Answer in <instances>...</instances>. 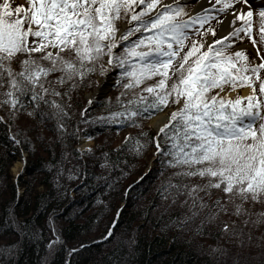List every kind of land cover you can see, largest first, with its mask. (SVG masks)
I'll return each mask as SVG.
<instances>
[{
    "label": "snow or ice",
    "instance_id": "6c2138e0",
    "mask_svg": "<svg viewBox=\"0 0 264 264\" xmlns=\"http://www.w3.org/2000/svg\"><path fill=\"white\" fill-rule=\"evenodd\" d=\"M201 2L197 0L192 7L199 10L189 14L186 0H27L15 6L2 0L0 87H7L0 92V104L10 105L9 113L14 115L17 106L25 107L24 97L31 92L35 105L31 113L39 111L43 102L58 109L52 116L67 115L57 101L45 99L46 93H61L45 87L44 80L59 72L53 80L61 84L71 80L69 87H74V78L95 71L105 56L107 64L100 63L101 73L118 68L116 82L126 90L158 75L155 83L141 89L150 95L134 93L132 99L123 101V108L108 115L137 123L138 115L176 104L156 137L150 138L156 141L153 155L159 156L162 167L179 168L170 175L198 176L202 182L162 181L158 194L170 195L172 203L184 196L179 203L190 214L172 218L179 221L178 228L201 216L197 232L202 233L206 223H219L223 233L242 235L236 231V221L218 218L227 212L249 213L245 201L264 198V55L257 49L259 62H253L256 57L250 61L243 49L231 51L237 39H244L241 32L251 34L250 0H207L206 7ZM259 18L260 42L264 43V6L259 8ZM122 20L127 23L118 24ZM118 46L119 51H114ZM18 57L22 58L16 71L12 63ZM238 83L249 85L252 92L231 99L213 91ZM143 144L137 140L136 150ZM213 189L221 193L215 199ZM248 223L244 215L243 224ZM112 231L109 228L106 236ZM10 255H15L11 248L0 252V256Z\"/></svg>",
    "mask_w": 264,
    "mask_h": 264
},
{
    "label": "trees",
    "instance_id": "16d2710c",
    "mask_svg": "<svg viewBox=\"0 0 264 264\" xmlns=\"http://www.w3.org/2000/svg\"><path fill=\"white\" fill-rule=\"evenodd\" d=\"M10 2L13 6L22 4L13 0H10ZM186 10L190 12L188 4ZM123 22L127 21L122 20L118 24ZM213 23L215 22L213 21ZM254 45L256 49L261 50V55H264V43L256 39ZM237 48L231 47V51L235 52ZM114 51H119V46ZM244 51L251 61L254 56L247 49ZM64 54L67 55V52ZM34 55L39 54L36 53ZM21 58L18 57L16 64H12V66L16 65V71L20 69L19 59ZM253 62L256 61L254 60ZM41 63L46 65L48 61H41ZM100 63L102 61L95 65V71L87 73L85 77L81 78L76 76L74 78V87H69L72 84L71 80H67L61 85L57 81H54L53 77L58 76L60 74L59 72L50 73L44 80L45 87H55L61 93L60 96H56L51 92L48 94L50 97H54L53 100L61 105L67 115L52 116L51 114L57 112L58 109L51 103L45 104L43 102L39 104V111L31 113L29 110L33 109L35 105L30 100L31 92H29L24 97L26 107L21 108L17 106L19 109L16 111L22 113L20 116L23 118L33 119L32 124L30 126L27 125V129L22 131V125L19 122L23 123V121H18L17 118L15 120L16 113L10 115V105L6 103L0 104L2 117H4V121L2 123L0 122V240L7 238L5 234L8 232L9 234L14 233L15 235L16 233L19 235V232L22 235L32 233L34 236L32 231L37 224H41L43 231L46 230L43 233L48 234L51 230L49 221L52 218H58L64 223V226L61 224L62 228L60 227L61 231H63L64 239H62L65 240L64 243H69V240L73 242L70 243L73 246L87 243L89 240L84 238L81 232L89 229L91 226L93 228V220H96L101 211L110 204L113 196L119 189V186L117 187L119 183H117L118 179L125 171L127 175L130 174L128 171L130 169L126 166L135 160L141 161V164L146 165V161L151 153L150 151L156 145L155 139L150 138H154L156 135L152 134V131L144 124V121L166 106L159 110H150L143 115L136 116L135 120L137 123L126 121L121 117L111 118L108 114L110 112H117L123 108L125 106L123 101L132 99L134 93L150 95L149 93H142L141 89L146 88L147 84L155 83L159 79V76L151 77L141 85L127 90L124 89L123 83L115 85L109 94L96 103L95 107L93 106L91 109L86 110L85 114L82 115L79 112V107L84 104L83 93L89 90L94 84L92 82L90 83L89 77L95 74L98 75L101 72ZM118 72L119 69L117 68V74ZM262 75H264V70H262ZM6 79L7 76H5ZM126 82L127 79L125 78L124 83ZM246 85L239 84L238 86ZM6 87V84L0 87V92ZM66 89L67 93L64 94ZM215 90L213 89L214 92ZM255 92L259 96L258 81L255 83ZM118 96L120 97L119 103L117 102ZM235 98L236 96L231 99ZM0 99H2V96H0ZM47 100L52 99L47 98ZM241 103L246 105L247 100L243 99ZM170 106H176V104L173 103ZM41 113L44 114L42 115ZM60 123L64 125L63 128L58 126ZM5 126H8V131L5 129ZM77 131L93 137L95 142L94 146L90 148L91 151H85L84 157L82 158L77 156L80 154L73 145ZM141 132L145 134L142 136L139 135ZM115 134L121 135V137L119 143L111 147V142H113L111 137ZM126 137H128L127 140ZM137 140L144 142L140 151L136 150ZM12 141H16L21 149L27 153H31L28 159L25 158L24 166L27 169V175L22 179V182H26V196H17L16 181H10L12 177L9 174V169L14 158L10 151L16 150L15 144ZM161 143H163V140H161ZM157 162L158 166H162L160 159ZM155 168L156 166H154ZM165 168H169L166 170H171L170 173L166 176L162 174L161 177L159 176V178L150 182L147 189L135 187L133 189L135 195L144 194L146 201L150 205V203L155 202L154 200L158 201L157 199L161 198V195L157 192V187L162 181H188L189 184L202 182V178L198 176L184 177L170 175L171 173L179 171L177 167L165 166ZM138 172H140V169ZM78 180L85 182V185L80 188L78 187V191L74 194L72 191H75L74 187L77 186L76 183ZM87 191L93 192L97 204L91 206L87 204V201L83 200L85 197L82 196H85ZM137 191L140 193H137ZM214 191L219 195L221 194L219 189H213L212 196L214 195ZM122 192L120 189V199ZM91 196L92 194H89L86 198H90ZM182 197L184 199L183 195ZM169 198H171L170 195L163 199L166 200ZM205 199H208V197H205ZM212 199H215V197H212ZM135 203L136 201H130L128 208L130 207L132 211L129 210L130 212H125V214L120 213L119 216L124 217L122 219L124 220L123 224L121 223L122 225L119 226L122 230L120 235L124 241L119 240L115 243L116 246L112 248L106 247L102 251L94 252L92 250L94 246L92 248L88 247V249L84 247L83 252L77 250L73 254L75 256L70 258L69 264H210V260L206 258V254H203L202 249H200L201 247H199L202 239L208 241L210 247L212 245L211 243H215V245L213 244L214 246L220 245L224 241L231 243L237 237L242 238L240 240L241 242L250 245L252 249L261 254H256L258 257L254 259H252L253 255H255L253 252H251L253 255L250 254L249 256L245 255L243 257H238L235 254L234 257H236V260H242L243 263L241 264H264V198L254 202L250 200L245 201V207L249 208L250 213L244 214L248 216L249 223L247 225L243 224L244 215L230 218V213L227 212L226 214L229 217L227 216L226 218L225 215L218 218L220 221H230V219H232L231 221H236V231L241 232L242 235H236L231 232L223 233L220 231L219 223H213V227L212 225L207 226L205 224L204 231L202 233L197 232L196 226L201 223V216L184 224L185 227L178 228L176 224L179 221L173 220L172 218H179L184 213L190 214L186 206L179 211L175 210L172 206H165L162 208V213L157 214L156 210H153L155 213H152V210L145 211V209L141 210L140 213L138 211L134 213ZM158 203L160 202L158 201ZM85 204L88 205L85 211L90 208L93 210H88L91 212L87 215L85 214L83 218L79 215L82 211L76 210H80L79 207H83ZM205 211L207 212L208 209H205ZM212 211H215V209H212ZM76 212L80 213L75 214ZM78 217H82L84 221L81 223H73ZM147 220L151 222V227L154 228V231L150 230L149 227L138 231V228L142 227V222ZM157 222L160 223L159 226L156 225ZM134 223H139V225L135 229L131 228L129 232L131 225ZM128 226L129 228H127ZM16 227L18 228V232ZM176 227L177 230L183 228L179 235L185 236L186 238L183 237L185 240L179 239V235H174L176 234ZM230 227H232L231 224ZM171 230L172 232L170 233ZM78 233L80 234L79 237L72 235ZM10 239L13 240L12 237ZM190 239L191 241H189ZM190 243L200 244L197 245L196 250H192ZM1 245L2 243H0ZM63 246L64 244L61 245V247ZM21 247L23 246H20V251L18 252L20 255L22 251ZM251 248L248 250H251ZM7 249V246H1L0 252L7 251ZM36 249L37 245L34 242L26 250L25 258L23 260H21L23 257L20 259L22 261L21 264H27V262L34 263L37 254ZM210 250L213 251V247ZM217 250L218 248H215L214 253H218ZM220 253L221 251H219ZM232 256L228 257L229 259L225 264L239 263L237 261L233 262ZM220 260L225 261L224 258ZM18 263L20 264L16 260V255L0 256V264Z\"/></svg>",
    "mask_w": 264,
    "mask_h": 264
},
{
    "label": "rangeland",
    "instance_id": "374dc122",
    "mask_svg": "<svg viewBox=\"0 0 264 264\" xmlns=\"http://www.w3.org/2000/svg\"><path fill=\"white\" fill-rule=\"evenodd\" d=\"M13 1H16L18 3H24V4H26V2H27V0H13ZM196 1L197 0H188L187 1L186 4H188V7L190 8V10L193 8L192 6L195 4ZM257 1H258V3H256V5L250 4L252 7V11H253L252 28L250 30V33H251L250 36L245 35L243 32H241V35L244 36V39L243 40H239V39L236 40V46H237V44L239 45L242 43H248L252 47L251 49H253L255 51V53L257 50L255 49V46L253 44V40H255V41H256V39L260 40L259 8L261 6H264V0H257ZM206 6H207V3L205 4V7ZM245 11H247V9ZM255 56H256V54H255ZM256 60H257V62H259V57H256ZM102 63L107 64V57H105V59L102 60ZM12 64H16V60L13 61ZM12 67H13V69H15L16 65L12 66ZM112 69H113V71H108L105 74H102L100 72L98 75L95 74V75L89 77L90 83L91 82L94 83L93 86H91V88L89 90L96 91L100 87V82L98 80L103 78V76L108 77L111 74V72H114V74H113L114 78L113 79L109 78L108 80H106L107 83H105V88H103V89L100 88V90L102 92L98 91V94L101 96V99L103 98V96H106L107 94H109L111 92V89L115 85L119 84L116 82L117 68H112ZM231 87H232L231 84L224 86L223 90L225 91L224 93H226V95L231 96L233 94H236L237 92H240L241 96H243L242 90H240V89L232 90ZM240 87H243V88L247 87L248 92H252V88L249 85L248 86H240ZM88 92L89 91L86 90L85 93H83V95H85L86 93L88 94ZM88 100H89V98H88ZM99 100H95V102L97 103ZM84 102H87V101H84ZM84 106H86V103L83 106H80L79 109L81 107H84ZM175 107H177V105L176 106H170L169 105L160 111H164L167 109L166 111H167L168 115H170L171 111ZM160 111H158V112H160ZM158 112H156V114ZM156 114H154L153 116H155ZM146 121H149V120L146 119ZM166 122H167V119H166ZM5 129H7V131H8V126H5ZM76 135L77 136L74 139L73 145H74V148L80 154L77 156L78 157L80 156L82 158V157H84L85 151L88 152V149L91 148L92 146H94V143H95L94 138L91 136H87V134H81L79 132H77ZM120 137H121L120 135H116V134L111 137V139L113 141V142H111L112 143L111 147H114L119 143ZM12 142L15 144L16 150L10 151V153L13 154L14 158H13L12 163L10 165L11 167L9 169V174L11 177L16 176L19 173H22V175H24V174L27 175V169L24 166V162L26 159H28V157H30L31 153H27L25 150L21 149L16 141H12ZM82 143H84V145ZM155 150H156V148L154 147L150 151L151 153H150V156L148 157V159L146 161V165L141 164L142 163L141 161L135 160V161H132L131 164H128L126 166L128 169H130V170L127 169L130 174L127 175V173L125 171L121 175L122 178L120 177L121 179L120 178L118 179L117 183L118 182L119 183L117 184V187L119 186V189L116 192V194L113 196L110 204L107 207H105L103 211H101V213L99 214V216L97 217L96 220H93V223H94L93 228L91 226L89 229L83 230L81 232V234H83V237L89 240V241L87 240L88 241L87 243L80 244V245H74V246L70 244V243H73V242H70V240H69V243H64L65 240H63L64 239L63 231H61V228H62L61 224L63 225L64 223L58 218L57 219L52 218L50 221L48 220L49 226H51L50 227L51 230L48 234L43 233V232H46V230L43 231L41 224H37L34 226L35 228L32 231L34 233V236L32 235V233L31 234L30 233H27V234L23 233L24 235H22V233L19 232V235L17 233L15 235L14 233L9 234V232H8L5 234V236L7 238H5L4 240H0V243H2L1 246L2 247L7 246V248L14 249V252L16 255V260H18V262H20V264H21V262H22L21 260H23L25 258L26 250L28 249V247L30 245H32L35 242L37 245L36 258L34 260V263H32V262L28 263L27 262V264H69V261L71 260L70 258H72V256H75L73 254L75 252H77V250H81V252H83L84 247H87V249H88V247L92 248L94 246V249H92L94 252L95 251H102V249H106V247L112 248L113 246H116L115 243L118 242L119 240L124 241L123 237H121V235H120L122 230L119 227L120 225L123 224L124 220H122V219L124 217H119V216H120V213L125 214V212L127 213V212L132 211V210H130V207L128 208V203L130 201L131 202L136 201V203L134 205L135 206L134 213L136 211H138L140 213L141 210L145 209V211L152 210V213H155V211H153V210H156V214H157V213H160L163 210L162 208H164L165 206H167V207L172 206L176 209L178 207H180L182 209L184 206H181L179 203V200L183 199L182 195L179 197V200H177L175 203H172L171 198L164 200L165 198L163 199L161 197L157 200L162 199L164 201H162L160 203L155 201L154 203L152 202L149 205V202L146 201L144 194L141 193L137 196L134 193L135 191L133 189L135 187H142V188L147 189L149 187L150 182L154 181L156 178H159V176L161 177L162 174H165V176H166L171 171V170H166L169 168L158 166L157 160H159L160 158H159V156L153 155ZM141 160H142V158H141ZM154 166H156L155 169H154ZM139 169H140V172H138ZM76 185L77 186L74 187L75 191H72V193H74V194L76 191H78V187L80 188L81 186L85 185V182L78 180ZM130 185H131V187H129ZM120 189H121V191H123L122 196H121L122 200L119 198V190ZM16 190H17V186H16ZM97 191H99V190L97 189ZM138 192L139 191H137V193ZM16 193H17V195L20 194L18 192H16ZM89 194H92V196L90 198H86L87 195H89ZM82 197H85V198H83V200L87 201V204H89L91 206L97 204L96 199H94L95 196H93V192L87 191L85 196H82ZM156 203H157V205L155 206L154 204H156ZM87 204H85V206H83V207L82 206L79 207L80 210H76V211H82V213L76 212L75 214L80 213L79 215H81L84 218L85 214L87 215L88 213L91 212L88 210H93L92 208H90L87 211H85L88 208ZM151 206H152V209H151ZM75 208H76V206H75ZM156 208H158V209H156ZM73 210L75 211V209H73ZM152 213H151V216H152ZM82 217H78V219L73 221V223H81L82 221H84V220H82L83 219ZM113 220L116 221L115 224H113ZM45 223H46V220H45ZM138 225H139V223H136V224L134 223L133 225H131L129 232L131 231V228L135 229ZM156 225L159 226L160 223L157 222ZM141 226H142L141 228H138V231H140L141 229L147 228V227H149L150 230L154 231V228L151 227V222H149L148 220L142 222ZM183 227H185V226H183ZM109 228H112L113 231H112L110 236H106V233H108ZM127 228H129V226ZM16 229L18 232L17 227H16ZM91 229H92V231H90ZM182 229L177 230V227H176V229H175L176 234H174V235L178 236L179 234H181ZM101 230H102V233H101ZM171 232H172V230L170 231V233ZM72 235H74L76 237L80 236L79 233L78 234H72ZM125 235H126V233L124 234V238H125ZM11 237L13 240L10 239ZM183 237H185V236L179 235V239L185 240L186 237L185 238H183ZM241 239L242 238L237 237V239L231 243L224 241L220 245H216V246H218V247H215L216 249L218 248V250H217L218 253H214L215 250L211 251L210 248H212L214 246L213 243H211L213 246L210 245V247H209L208 241H204V239H202V241L200 242L201 244L200 243H198V244L190 243V244H191L192 250L193 249L196 250L197 245L200 244L199 247H201L200 249H202L203 254L204 253L206 254V258H208L210 260L209 261L210 264H225V262H227V260L229 259L228 257L232 256V255H233L232 256L233 262L237 261V262H239L238 264H241V263H243L242 260H236V257H234L235 254H237L238 257H243L245 255H248V256L250 254L253 255V253H254L255 255H253V258H252V259H254V258L258 257L256 254L260 253L256 250L252 249L250 245L244 244L243 242H241L240 241ZM50 241H54V243H50ZM189 241H191V239ZM63 244H64V246L61 247V245H63ZM21 245L23 247H21L22 251L20 252L21 253V255H20V254H18V252L20 251L19 248ZM74 247H76V248L74 249ZM250 248H251V250H248ZM219 251H221L220 254H219ZM251 252H253V253H251ZM59 255H61V256H59ZM219 255H220V257H219ZM260 256H263V255H260ZM61 257H62V259H61ZM221 258H224L225 261H221L220 260Z\"/></svg>",
    "mask_w": 264,
    "mask_h": 264
},
{
    "label": "bare ground",
    "instance_id": "6f19581e",
    "mask_svg": "<svg viewBox=\"0 0 264 264\" xmlns=\"http://www.w3.org/2000/svg\"><path fill=\"white\" fill-rule=\"evenodd\" d=\"M256 3H258V1L257 0H250V4L251 5H256ZM22 4H24V3H22ZM235 7H237L238 9L241 7V5H236ZM247 9V6H243V10L245 11ZM124 23H127V22H123L122 24H124ZM237 46H238V44H237ZM255 46V45H254ZM238 47H240L241 49H243V50H248V51H253V49H251L252 47L248 44V43H242V44H239V46ZM256 49V48H255ZM257 50V49H256ZM109 71H113V69H110ZM113 74H114V72H111V74L108 76V77H106V76H103V78H101L100 80H98L99 82H100V87L96 90V91H92V90H87V91H89L88 92V94L86 93L85 95H83V100L84 101H87V102H84V104L86 103V106H84V107H81L80 108V110H79V112L83 115V114H85V112H86V110H89V109H91L93 106L95 107V105H96V102H95V100H99V99H101V96L98 94V91L99 92H102L101 90H100V88H105V83H107L106 82V80H108L109 78L110 79H113L114 78V76H113ZM59 83V82H58ZM60 85H61V83H59ZM238 85H239V83H238ZM236 86V87H233V88H231L232 90H235V89H240V90H242V92H243V96H241V94H240V92H237L236 94H233V95H227V97L228 98H234L235 96H240V97H247L248 95H249V93L250 92H248V88L247 87H245V88H243V87H240V86ZM232 86V85H231ZM247 86V85H246ZM243 88V89H242ZM215 91H218L219 92V94L221 95V96H225L226 95V93H224L225 91L223 90V91H221L220 89H216ZM85 93V92H84ZM88 95V96H87ZM245 95V96H244ZM44 96H45V99H47V98H51L52 100H53V96H49V94L48 93H46V94H44ZM100 97V98H99ZM103 97H105V96H103ZM88 98H89V100H88ZM83 104V105H84ZM25 107H26V105H25ZM90 107V108H89ZM3 108V107H2ZM4 109V108H3ZM17 109H19V107H17ZM167 110V109H166ZM166 110H164V111H160V112H158L155 116H150L149 118H148V120L150 121H145L144 122V124L147 126V127H149L150 128V130L152 131V134L154 135H156V133L158 132V129L160 128V126L162 125V124H164L165 122H166V119L168 118V113H167V111ZM16 114H15V120H16V118H17V120L18 121H23V123H21V122H19V124H21L22 125V127H21V130L22 131H24V130H26L27 128H26V126L28 125V126H30L31 124H32V120L30 119V118H23V117H21L20 115H22V113H20V112H15ZM0 116H2V111H1V108H0ZM7 118H8V116H7ZM26 120V121H25ZM78 132V131H77ZM121 136V135H120ZM84 142V141H83ZM83 145H84V143H82ZM11 167V166H10ZM25 174L24 175H22V173H19V174H17L16 176H12V179L10 180L11 182L13 181H16V185H17V190H16V192H18V193H20L19 195H17V196H22V195H25L26 196V189H25V187H26V182L24 181V182H22V179H24L25 178ZM9 181V180H8ZM212 193H213V190H212ZM17 194V193H16ZM216 195H219L216 191H214V195L212 196V197H216ZM154 201H156V200H154ZM159 202H162L163 200L161 199V200H158ZM158 201H156V202H158ZM154 203V202H153ZM157 204V203H156ZM156 204H154L155 206H156ZM183 209V208H182ZM175 210H177V211H179V210H181V208L180 207H178L177 209L175 208ZM206 212V211H205ZM230 213V218H235V217H237L236 215H233L231 212H229ZM226 215V218H227V214L226 213H222V214H220L219 215V218H221V217H223V216H225ZM229 217V216H228ZM232 219H230V221H231ZM206 225L207 226H210V225H212V227H213V223H206ZM204 227H206V226H204ZM203 235V234H202ZM230 235V234H229ZM205 236V235H204ZM201 237V236H200ZM206 237V236H205ZM230 237V236H229ZM214 245H215V243H213ZM216 247V246H215ZM76 247H74V249H75Z\"/></svg>",
    "mask_w": 264,
    "mask_h": 264
},
{
    "label": "water",
    "instance_id": "95a60500",
    "mask_svg": "<svg viewBox=\"0 0 264 264\" xmlns=\"http://www.w3.org/2000/svg\"><path fill=\"white\" fill-rule=\"evenodd\" d=\"M186 1H188V0H186ZM165 2H168V0H165ZM207 3V0H202V2H201V7H205V4ZM199 9L198 8H193L192 9V11H198ZM191 11V12H192Z\"/></svg>",
    "mask_w": 264,
    "mask_h": 264
}]
</instances>
